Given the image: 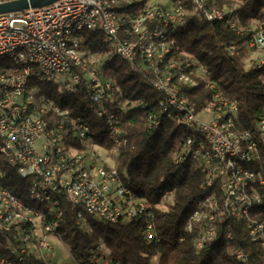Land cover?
I'll use <instances>...</instances> for the list:
<instances>
[{"label":"trees","instance_id":"trees-1","mask_svg":"<svg viewBox=\"0 0 264 264\" xmlns=\"http://www.w3.org/2000/svg\"><path fill=\"white\" fill-rule=\"evenodd\" d=\"M139 1L140 7L148 2ZM180 1L187 25L177 30L176 44L159 64L158 74L143 69L141 59L132 65L109 54L99 29L78 35L82 53L98 56L95 66L100 75L112 78L118 89L115 100L123 106L119 113L118 147L110 141L103 121L95 117V105L89 101L85 85L75 92L61 93L53 83L29 82L38 96L49 97L69 109L71 115L84 118L94 144L114 151V169L122 184L147 204V214L131 223L121 218L107 222L90 217L88 228L83 230L75 224L71 206L63 202V217L56 233L69 248L70 258L80 264H91L90 258L99 245L108 264H264V250L258 241L249 239L246 220L227 217L219 210L222 178L214 177L207 186V170L185 155L186 141H204V136L183 127L178 122L180 115L169 105L161 109L165 95L151 85L169 75L177 94L196 112L206 104L216 107L213 97L220 94L229 104H236L232 130L257 135V123L264 118V67L257 68L255 61L245 67L244 59L252 34L250 22L260 21L264 31V0H208L217 10L235 6L240 32L231 31L222 22L192 16L190 0ZM230 46L234 47L231 54L227 50ZM194 61L207 67L209 84L192 73ZM172 63L175 68H170ZM183 74L195 85L179 80ZM259 150L260 161L249 168L264 178V144H260ZM177 158H181L179 162ZM11 191L15 193V189ZM166 191L172 195L163 199ZM257 191L262 199L251 210V218L264 224V187ZM211 197L218 204L213 218L209 219L208 211L201 210V216L190 223L199 203ZM147 224H151L152 238L146 237ZM209 227L214 228L210 241L205 238ZM234 251H240L243 259H237ZM98 257L103 258L100 254Z\"/></svg>","mask_w":264,"mask_h":264},{"label":"built area","instance_id":"built-area-1","mask_svg":"<svg viewBox=\"0 0 264 264\" xmlns=\"http://www.w3.org/2000/svg\"><path fill=\"white\" fill-rule=\"evenodd\" d=\"M12 1L16 0H0V4ZM190 2L192 16L206 21L216 20L224 23L231 31H241L234 13L235 7L217 10L210 6L208 0H190ZM127 5L119 3L121 9ZM72 15L89 16V24L98 23L99 29L107 30L109 37L115 43L111 28L104 24V13L97 0H58L41 8L0 14V51H11V46L15 43H28L33 59L43 61V66L45 64L55 65V72L48 73L50 76L65 78L67 86H73V83H83L87 89L89 101L97 106L101 113L122 109V105H112V98L116 97L118 89L110 80H104L106 78L100 75L93 64L91 70L77 69L70 53H60V45L66 36L67 25L63 23V16ZM186 25V12L182 2L168 0L166 5L156 4V14L146 24L145 35L156 33L154 51L144 52L142 40L130 46L129 49H122L116 43L115 45L119 48L120 54L129 58L132 65L134 63L132 48H141V58H145L148 69L151 70H153L152 57L156 54V74H158L159 64L176 44L177 30L186 28ZM250 28L252 34L249 37L247 48L260 51L264 55V31L261 24L252 25ZM75 42H80L79 36ZM227 50L231 54L234 47L230 46ZM255 63L257 68L264 67V59H258ZM192 66V73L209 84L206 77L207 67L195 61ZM170 68H175V64H170ZM6 70L11 73V80H0V133L4 138V146H8V154L13 162L29 174L31 182L37 183L41 201L49 202V196H52L43 195L40 192V183H47L49 187H53V191L61 192L62 202L71 206L73 214L74 208H81V215H74L75 224L80 229L85 225L83 212H90V215L98 217L101 221L115 222L121 218L127 223L131 219L130 205L125 207L126 217H118L116 203H110L108 195V183L116 182L115 169L102 165V159L93 154L92 150H88L87 141L84 142V147H78V157L69 158L68 153H63L65 140H72L73 147V132L82 131L87 134L90 132L89 127L82 121L71 120V115L61 112L59 105L51 104L49 97H47L48 106L55 110L56 125H48L45 116L39 111L37 91L34 88H30L29 93H25V102H18L21 81L28 77V72L36 70L26 68ZM179 80L191 86L195 85L186 74L180 75ZM151 85L165 95V101L160 102L161 109H164L165 104L169 105L180 115L178 122L183 127L204 136V141L196 143H193L191 138L188 139L185 155H190L207 170V186L211 185L214 177L222 178V199L219 210L227 217L246 220L249 239L254 242L258 241L261 249L264 250V224L251 218V210L259 205L262 199L257 189L264 187V178L259 177L249 168L251 164L261 159L259 147L260 144H264V118L257 123V135L250 132L236 133L232 130L233 119L237 112L236 104H229L221 98L220 94L213 97V101L218 104L216 107L210 103L196 112L183 96L177 94L175 87L170 83L169 75L158 82H151ZM28 104H36L34 115H27ZM205 113L209 114L208 121L200 118ZM58 118L61 120L57 121ZM118 125L119 121L112 124V136L120 132ZM48 146L58 147L55 160H48L46 157ZM180 159L177 158L176 162ZM34 160H42L45 163L46 173L44 175H36ZM84 160H91V167H84ZM58 165L67 166V182L55 183L54 169L58 168ZM117 192L125 193L126 197L132 198L124 188L118 185ZM16 193L17 191L14 193L8 188H2V183H0V231L7 235V242H0V246L15 247L16 253L24 258L26 264L57 263L55 249L49 239H60L56 233L62 220L58 203H50L52 212L56 213L57 224L46 223L39 215L33 214V220L24 219V222H30V230H22V223H12L11 219V212H18V215H22V211H26L22 209V202L16 200ZM171 195V191H166L163 199ZM137 202L141 208H147L143 199H137ZM9 203H16V210H9ZM198 209L192 215L190 223L201 216V210L208 211V217L212 219V213L218 210V204L214 197H211L199 203ZM190 223L188 228H190ZM146 226V237L152 238L151 224ZM39 229L47 230L46 240L38 239ZM28 234H36L37 247L35 250H27ZM213 236L214 228L209 227L205 232V238L210 241ZM101 246L99 245L91 256V264H108L106 258L101 255ZM197 246H201L200 241L197 242ZM99 254L103 257L101 260L98 257ZM234 254L237 259H243L240 251H234ZM71 261L72 264H80L75 260ZM0 264H9L1 254Z\"/></svg>","mask_w":264,"mask_h":264},{"label":"bare ground","instance_id":"bare-ground-1","mask_svg":"<svg viewBox=\"0 0 264 264\" xmlns=\"http://www.w3.org/2000/svg\"><path fill=\"white\" fill-rule=\"evenodd\" d=\"M100 5L101 11L104 13V24L111 28L115 43L117 46H121L122 49H129L130 46L135 45L142 40V46L144 52H151L156 47V33H147L146 24L151 20L152 16L156 14V4L150 3V0L145 3L144 7H140L139 0H97ZM138 2V4H135ZM120 4H128L123 6L127 10H123L121 14ZM148 3V4H147ZM135 5V6H133ZM136 15V16H135ZM63 23L66 25V36L61 41L60 53L69 54L75 62L77 69L91 70V64L86 62L85 56L81 51L80 42H75L78 39V35L82 31H93L99 29L98 23L89 24V16L72 15L63 16ZM129 29H131L129 31ZM104 34V42L107 45L109 54L116 55L121 59L131 64L129 58L124 54H120V50L116 47L114 41L109 37L108 31L105 29H99ZM74 45H72V43ZM72 45V48H71ZM20 56L22 58H20ZM141 59L144 61L142 68L148 69V64L145 58H141V48H132V61ZM153 71L156 74V54L152 57ZM22 69L36 70L28 72V77H25L21 81V93H18V102H25V93H29V82L31 80L37 83H53L57 85L58 92L71 93L75 92L83 83H73V86L65 85V78L59 76H50L48 73L55 72V65L45 64L43 61L32 58V51L30 44L28 43H15L11 46V51H0V80H11V73L6 69ZM51 104L58 105L51 98H49ZM37 105L39 111L48 125H56L55 110L48 106L47 97L44 95H37ZM112 105H120L119 101L112 98ZM122 109L114 111H104L101 113L97 106L93 110L95 117L103 121L104 129L106 130L110 141L118 147L121 141L118 138L119 133L116 136L111 134V126L116 121H119V113ZM36 111V104L27 105V115H34ZM61 112H65V115H71L69 109L60 107ZM71 120L82 121L88 126L84 118L80 115H71ZM89 127V126H88ZM91 132L84 134L82 131L73 132V147L72 140H65L63 146V153H68L69 158L78 157V147H84V142L87 141L88 150H92L93 154H98L92 148L94 145ZM58 155L57 146H48L46 148V157L48 160H55ZM99 157V156H98ZM100 158V157H99ZM101 159V158H100ZM102 165H105L102 161ZM84 167H91V160H84ZM34 170L36 175H44L46 173V166L42 160H34ZM55 183L67 182V166L58 165V168L54 169ZM116 182L108 183V195L110 203H116V213L118 217H126V206L130 205L131 219L127 223H131L137 220L139 216H145L147 208H141L137 202V198L132 195L131 191L125 187L120 181L115 170ZM0 183L2 188H8L10 191L15 189L16 200L22 202V215H18V212H11L12 223H22V230H30V222H24L25 220H33V214L39 215L45 220L46 223L57 224L56 213L52 212L50 203H58V210H61V217H63V210L61 209L62 195L59 191H53V187H49L47 183H40V192L43 195L49 196L48 201H41V194L37 191V183L29 180V174L24 172L13 162L12 158L8 154V146H4V138L0 133ZM117 185L120 188H124L126 193L130 197H126L125 193L117 192ZM25 193V194H24ZM29 201H41V202H29ZM9 210H16V203H9ZM74 215H81V208H74ZM92 217L98 221V217L90 215V212H83V230L88 228V219ZM108 222V221H107ZM47 230L39 229L38 239L46 240ZM0 242H7V235L2 234L0 231ZM37 247L36 234H28L27 250H35ZM0 254L3 259H7L9 264H26L24 258L16 253V248L10 245L0 246ZM101 255L103 254V247L101 246ZM105 257V256H103Z\"/></svg>","mask_w":264,"mask_h":264},{"label":"rangeland","instance_id":"rangeland-1","mask_svg":"<svg viewBox=\"0 0 264 264\" xmlns=\"http://www.w3.org/2000/svg\"><path fill=\"white\" fill-rule=\"evenodd\" d=\"M150 3L152 4H168V0H150ZM235 7V6H234ZM260 24V21L258 20H253L250 22V26L252 25H258ZM109 52V51H108ZM86 59V62L90 65H96L99 62V57L94 55V54H89V53H83ZM258 59H264V55L262 52H258V51H253V50H249L247 52V57L244 59V63H245V67H249L253 61H256ZM96 67V66H95ZM97 68V67H96ZM104 80H110L113 83L112 78H106ZM114 87L116 88L115 84L113 83ZM117 89V88H116ZM205 113L203 116H201L200 118L203 121H208L209 119V114ZM94 149V151H96V153L98 154V156L102 159V161L104 162L105 165H107L108 167L114 168V159H113V152L114 151H110L106 149L101 148L98 145H94L92 147ZM139 198V197H137ZM49 242L51 243V245H53L54 247V253H55V258L57 261V263L55 264H72V259H70V252H69V248L67 247V245L62 242L61 239L59 240H55L53 238L49 239Z\"/></svg>","mask_w":264,"mask_h":264},{"label":"water","instance_id":"water-1","mask_svg":"<svg viewBox=\"0 0 264 264\" xmlns=\"http://www.w3.org/2000/svg\"><path fill=\"white\" fill-rule=\"evenodd\" d=\"M58 0H16L0 4V14L36 9L48 6Z\"/></svg>","mask_w":264,"mask_h":264},{"label":"clouds","instance_id":"clouds-1","mask_svg":"<svg viewBox=\"0 0 264 264\" xmlns=\"http://www.w3.org/2000/svg\"><path fill=\"white\" fill-rule=\"evenodd\" d=\"M209 19H211V17H209Z\"/></svg>","mask_w":264,"mask_h":264}]
</instances>
